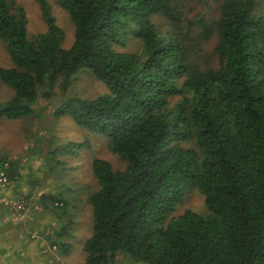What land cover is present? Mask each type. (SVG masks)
Listing matches in <instances>:
<instances>
[{
  "label": "trees",
  "instance_id": "16d2710c",
  "mask_svg": "<svg viewBox=\"0 0 264 264\" xmlns=\"http://www.w3.org/2000/svg\"><path fill=\"white\" fill-rule=\"evenodd\" d=\"M37 1L46 29L29 36L25 7L0 0L12 61L0 65V82L13 92L0 118L30 116L39 100L62 95L54 116L107 137L124 162H92L83 264H264V0H57L75 27L69 48L49 1ZM81 69L107 93L68 95ZM0 167L18 178L15 160L1 156ZM194 188L207 214L175 215ZM74 200L41 193L38 205L57 220L45 245L27 236L23 247L0 245V259L46 264L43 252L69 253Z\"/></svg>",
  "mask_w": 264,
  "mask_h": 264
},
{
  "label": "rangeland",
  "instance_id": "374dc122",
  "mask_svg": "<svg viewBox=\"0 0 264 264\" xmlns=\"http://www.w3.org/2000/svg\"><path fill=\"white\" fill-rule=\"evenodd\" d=\"M18 1L25 7L28 15L29 36L44 31L46 23L38 1ZM48 1L57 23L64 31L62 46L69 48L74 41L75 27L68 12L59 5L57 0ZM192 9L193 12L194 10L196 12L202 9V5L193 3ZM158 22L161 27H166L163 18ZM135 44L137 42L130 48L136 47ZM206 46L211 47L210 43ZM0 65H12L11 58L1 40ZM107 91L105 84L98 81L90 70L81 69L77 72L67 94L92 98L107 93ZM12 94V90L0 82V102L10 99ZM63 98L65 97L58 95V97L39 100L36 106L38 111L24 118H0V157L8 156L16 161L19 175L14 182L17 184L21 182L32 191L30 194L17 197H4L1 199V203L5 207L2 209L17 213L25 211L30 205L40 208L38 203H35L31 198L38 197V193L44 191L56 190L70 195L72 200L76 199V201L74 200L75 207L70 206L76 220L74 235L70 238L73 245L71 251L62 255L54 251L55 249L43 252L42 255L45 259L42 261L46 264H83L85 259L84 243L91 234L93 221L92 208L84 200L87 191L98 189V182L92 171V162L97 157L105 158L112 163L114 168H123L124 162L110 149L107 137L92 133L78 125L69 114L59 118L54 116L53 112ZM73 143L79 144L73 148V152H70L72 149L69 147L65 150V146ZM55 148H58L57 152L53 156L50 155L49 150ZM9 201H17V203L12 204ZM187 208L207 214L204 195L198 189H191L185 195L183 202L178 205L174 214L178 215ZM53 220V218L46 220V230H51L56 226L57 222ZM124 258L125 256H120L117 264H127V260ZM17 260L19 259H0V264H14V261ZM128 264H132V261Z\"/></svg>",
  "mask_w": 264,
  "mask_h": 264
},
{
  "label": "crops",
  "instance_id": "0c3cea01",
  "mask_svg": "<svg viewBox=\"0 0 264 264\" xmlns=\"http://www.w3.org/2000/svg\"><path fill=\"white\" fill-rule=\"evenodd\" d=\"M23 183L12 182L10 188L7 192L0 194V200L4 197H17L25 194H30V189L22 185ZM45 192V191H44ZM38 193V192H37ZM43 193H38L39 195ZM38 195V196H39ZM23 197V196H22ZM20 198V197H19ZM25 199L27 197H24ZM31 199L37 202L38 197L33 196ZM30 203L31 201L28 200ZM4 210H2L3 212ZM1 212L2 217H4V222L0 226V245L6 248H13L14 245L24 246L25 238L30 236L35 242L39 243L43 247L44 239L43 235L46 230V220L52 219L50 214L45 213L41 208H34L30 205L23 212H12L6 211L4 214ZM57 222V220H53ZM40 254L43 252L40 249L37 251ZM45 259V258H44Z\"/></svg>",
  "mask_w": 264,
  "mask_h": 264
},
{
  "label": "built area",
  "instance_id": "2783aa9c",
  "mask_svg": "<svg viewBox=\"0 0 264 264\" xmlns=\"http://www.w3.org/2000/svg\"><path fill=\"white\" fill-rule=\"evenodd\" d=\"M7 166V163L5 164ZM11 186V180L9 179L8 174L0 167V193L6 192ZM12 204H16L17 201H9Z\"/></svg>",
  "mask_w": 264,
  "mask_h": 264
}]
</instances>
